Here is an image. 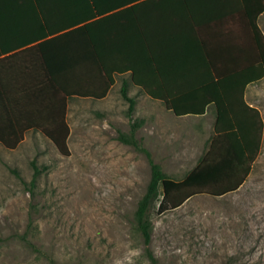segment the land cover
Listing matches in <instances>:
<instances>
[{
    "label": "trees",
    "instance_id": "16d2710c",
    "mask_svg": "<svg viewBox=\"0 0 264 264\" xmlns=\"http://www.w3.org/2000/svg\"><path fill=\"white\" fill-rule=\"evenodd\" d=\"M263 12L264 0H0V57L6 55L0 58V145L13 150L26 133H39L68 157V102L101 100L117 78L127 116L134 107L130 87L175 117L202 116L212 105L213 135L181 180L164 173L136 140L142 122H132L128 134H117L149 166L134 213L135 228L148 247L151 211L161 216L193 197L233 194L251 171L264 125L244 101V91L264 76V36L257 26ZM20 26L24 35L15 41ZM208 33L232 43V51L241 47L254 55L245 67L232 63L231 56L234 66L220 72L206 48ZM195 56L199 66L192 62ZM197 68L209 70L211 80H193ZM31 166L33 182L38 170Z\"/></svg>",
    "mask_w": 264,
    "mask_h": 264
},
{
    "label": "rangeland",
    "instance_id": "374dc122",
    "mask_svg": "<svg viewBox=\"0 0 264 264\" xmlns=\"http://www.w3.org/2000/svg\"><path fill=\"white\" fill-rule=\"evenodd\" d=\"M115 83L101 100L68 102V157L39 133H26L13 150L0 145V264H151L146 248L155 264H264V127L242 187L222 198L193 197L161 216L151 211L145 247L134 213L149 166L117 134L142 122L136 140L180 180L205 152L211 128L192 119L173 122L133 87L127 116L120 79ZM259 86L264 102V81ZM261 113L264 122L263 107Z\"/></svg>",
    "mask_w": 264,
    "mask_h": 264
},
{
    "label": "crops",
    "instance_id": "0c3cea01",
    "mask_svg": "<svg viewBox=\"0 0 264 264\" xmlns=\"http://www.w3.org/2000/svg\"><path fill=\"white\" fill-rule=\"evenodd\" d=\"M263 18H264V12L258 17L257 26L264 36V29L261 26ZM176 30H180V29H176ZM14 34L17 37V39L15 41H17L19 37L21 38V35H24V31H23L22 26H20L19 28H16L14 30ZM206 42H207L206 48H208L209 56L211 59H215V61H213V63L217 65L218 70L220 72L227 71L230 66H234V65H232V63L237 64V65L244 64V67H245L246 66L245 63H246L247 59L250 56L254 55L253 50H250V49L244 50L245 48L242 49L241 47H238V48H236V50L232 51L233 50L232 43L225 42L224 40H222V41L217 40V36L214 33L206 34ZM11 45H13V44H11ZM5 46L7 47V45H5ZM32 46L33 45H29L23 49H17V51H14L13 53L19 52L20 50H28ZM12 48H18V47L13 46ZM9 54H12V53H9ZM4 56H6V55H4ZM231 56L233 58H236V60L233 61L232 63L229 60L230 58H232ZM3 57H0V58H3ZM239 60H242V61L239 62ZM194 61L196 63V66H199L200 59H198V56H195L193 58L192 62H194ZM210 63H212V62H210ZM239 69H242L241 66H238V70ZM234 71H235L234 67H232L229 70V72H234ZM211 77L212 76L210 75L209 70L206 72V70L200 69V68H197V71H195L194 74H192V76H191V78L193 80H196V82H198L200 84L204 80L210 81ZM263 81H264V76L259 81L252 83L250 85H247L245 88V91H244V101L246 102V104L248 106L256 109L259 112L261 119H262L261 108L262 107L264 108V102H263V97L261 95L262 92L259 91V87H260L259 85L262 84ZM114 85L112 87H114ZM163 109L166 112V114L170 115V118L172 119L173 122H183L184 120L192 119L194 121H199L201 123L202 128H204V129L211 128V135H210L209 140L207 142V145H208V143H209V141L213 135L212 132H213V126H214V107L212 105H208L205 109V114L202 116H198V117H194V116L175 117L170 112L166 111L164 107H163ZM207 114L209 115V118H206ZM185 117H187V118H185ZM181 119H184V120L182 121ZM262 122H263V119H262ZM263 125H264V122H263ZM207 145H206V148H207Z\"/></svg>",
    "mask_w": 264,
    "mask_h": 264
},
{
    "label": "snow or ice",
    "instance_id": "6c2138e0",
    "mask_svg": "<svg viewBox=\"0 0 264 264\" xmlns=\"http://www.w3.org/2000/svg\"><path fill=\"white\" fill-rule=\"evenodd\" d=\"M0 24H2V20H0Z\"/></svg>",
    "mask_w": 264,
    "mask_h": 264
}]
</instances>
